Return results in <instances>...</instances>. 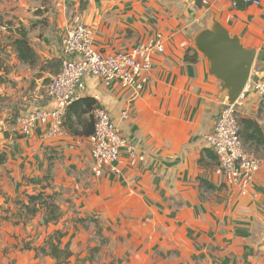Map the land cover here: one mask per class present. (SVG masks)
<instances>
[{
	"label": "crops",
	"instance_id": "obj_1",
	"mask_svg": "<svg viewBox=\"0 0 264 264\" xmlns=\"http://www.w3.org/2000/svg\"><path fill=\"white\" fill-rule=\"evenodd\" d=\"M195 1L0 0V16L12 22L8 31L0 25V36L24 28L42 61L60 57L76 24L89 27L105 53L156 35L164 46L134 99L130 88L85 77L83 96L95 98L144 157L130 166L121 153L117 174L94 176L88 136L65 128L50 137L42 125L19 132L21 115L52 105L46 87L55 73L22 63L9 41L1 42L0 264H53L36 247L56 229L65 233L61 247L72 252L67 264H264V170L242 195L222 183L216 159L202 153L210 150L205 137L222 108V82L194 45L196 33L214 20L244 47L264 51V0L242 8L232 0H202L198 8ZM189 47L195 61L184 60ZM256 80L264 81V55L251 67L248 82ZM239 116L264 131V96L248 91ZM40 192L54 195L60 217L52 220L43 206L24 215L16 201Z\"/></svg>",
	"mask_w": 264,
	"mask_h": 264
},
{
	"label": "built area",
	"instance_id": "obj_2",
	"mask_svg": "<svg viewBox=\"0 0 264 264\" xmlns=\"http://www.w3.org/2000/svg\"><path fill=\"white\" fill-rule=\"evenodd\" d=\"M243 5H261V0H241ZM233 7L237 4L231 2ZM164 46L160 35L137 46L114 53H105L94 44L92 30L76 24L62 40L61 68L47 84V96L52 102L48 108H36L17 119L19 132L29 135L36 125L46 127L45 134L57 137L64 134V120L69 105L83 96L86 90L85 77L98 78L104 85L116 83L132 90L134 99L144 90L149 80L153 57ZM256 91L264 96V81L248 82L240 96L229 104L222 100V108L214 122L213 130L206 135V143L216 159L214 173L222 183L236 187L240 194L249 195L254 187L255 176L264 170V157L248 152L240 137L239 112L246 93ZM94 126L88 136L92 173L101 176L105 171L117 174V161L121 153L127 156L130 166L143 161L131 142L121 135L108 111L96 105L92 111ZM128 117V111L121 113Z\"/></svg>",
	"mask_w": 264,
	"mask_h": 264
},
{
	"label": "trees",
	"instance_id": "obj_3",
	"mask_svg": "<svg viewBox=\"0 0 264 264\" xmlns=\"http://www.w3.org/2000/svg\"><path fill=\"white\" fill-rule=\"evenodd\" d=\"M232 1L236 2L237 8H242L244 6L241 0ZM0 25L6 30H9L12 26V22L3 20L0 16ZM14 32L15 33L10 35L7 40L19 61L31 68L38 67L40 71L47 70L50 73L55 74L59 72L61 68L60 57L52 58L49 61H42L29 42L27 31L24 28L16 27ZM197 56V51L189 47L185 53L184 60L195 61ZM2 81V75L0 74V82ZM1 101L2 97L0 95V106L2 105ZM97 104L96 99L90 96H83L74 100L69 105L64 120V126L67 131L76 136H89L92 134L94 126L92 111ZM239 123L241 127L240 137L243 146H247L248 150L257 156L259 149L264 153V131L259 123L256 120L245 116L239 117ZM202 153L211 158H215V155L208 149H205ZM203 154L199 159L200 163L203 161ZM5 161L6 156L0 153V168ZM201 184L210 186L204 179H201ZM24 199L26 200L25 202L23 199L16 201L17 203H20V208L24 215L34 214L37 210V206H43L50 214L52 220L57 219L61 215L59 206L56 204L53 194H46L43 192L25 194ZM64 236L65 233L63 231L58 229L54 230L46 237L43 245L36 247V251L43 255L51 256L55 260L53 264H67L72 252L67 247H61L62 238Z\"/></svg>",
	"mask_w": 264,
	"mask_h": 264
},
{
	"label": "water",
	"instance_id": "obj_4",
	"mask_svg": "<svg viewBox=\"0 0 264 264\" xmlns=\"http://www.w3.org/2000/svg\"><path fill=\"white\" fill-rule=\"evenodd\" d=\"M198 8L202 0H196ZM196 49L208 60V71L222 82L221 98L229 104L235 102L248 83L251 67L260 61L264 51L246 48L236 35L217 21L198 31L194 37Z\"/></svg>",
	"mask_w": 264,
	"mask_h": 264
},
{
	"label": "rangeland",
	"instance_id": "obj_5",
	"mask_svg": "<svg viewBox=\"0 0 264 264\" xmlns=\"http://www.w3.org/2000/svg\"><path fill=\"white\" fill-rule=\"evenodd\" d=\"M6 31H8V30H6ZM6 40H7V34H6V33H5V35L0 36V47H1V42L6 41ZM0 50H1V49H0ZM6 50H7V49H6ZM3 57H6V55H5V54H4V55H0V58H1V59H4ZM5 101H6V100L2 98V101H1L2 104L5 103ZM15 123H16V121H15V122H11L12 125H15ZM244 148H245L247 151H249L247 146H245ZM258 151H259V150H258ZM249 152H250V151H249ZM257 154H258V156H263L264 153H263L262 150H260ZM77 261H78V260H77ZM83 264H84V262H83Z\"/></svg>",
	"mask_w": 264,
	"mask_h": 264
}]
</instances>
